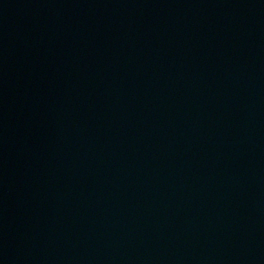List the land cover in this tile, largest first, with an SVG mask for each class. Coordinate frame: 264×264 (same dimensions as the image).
I'll list each match as a JSON object with an SVG mask.
<instances>
[{
	"label": "water",
	"instance_id": "water-1",
	"mask_svg": "<svg viewBox=\"0 0 264 264\" xmlns=\"http://www.w3.org/2000/svg\"><path fill=\"white\" fill-rule=\"evenodd\" d=\"M0 264H264V0H0Z\"/></svg>",
	"mask_w": 264,
	"mask_h": 264
}]
</instances>
